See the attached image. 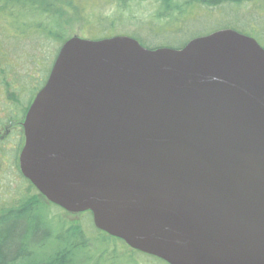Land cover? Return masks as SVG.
Instances as JSON below:
<instances>
[{
  "label": "water",
  "instance_id": "obj_1",
  "mask_svg": "<svg viewBox=\"0 0 264 264\" xmlns=\"http://www.w3.org/2000/svg\"><path fill=\"white\" fill-rule=\"evenodd\" d=\"M49 203L167 264H264V48L69 38L22 124Z\"/></svg>",
  "mask_w": 264,
  "mask_h": 264
},
{
  "label": "trees",
  "instance_id": "obj_2",
  "mask_svg": "<svg viewBox=\"0 0 264 264\" xmlns=\"http://www.w3.org/2000/svg\"><path fill=\"white\" fill-rule=\"evenodd\" d=\"M60 1L0 0V173H18L28 184V188L37 193L23 196L15 204L0 209V264H78V258L92 248L85 229L80 226L66 227L61 217L50 215L51 207L44 205L41 199L50 205L53 204L41 196L22 176L19 167V155L25 141L22 124L34 98L50 75L55 61L53 59L51 67L47 69L50 56L55 54L56 59L68 39L66 22L61 16L66 6L62 0ZM69 1L75 5L73 7L79 9L88 27L108 31L116 28V22L126 21L122 16L125 15L130 3H137V6L141 7L142 3L150 1L156 5L152 18L148 17L145 20L137 16L132 20L127 18L128 21H134L133 25L142 29L143 27L151 29L147 24L149 26L153 24L154 27L163 26L162 20L182 14L183 6V3L178 4L176 0H114L112 17L102 16L101 13L96 15L95 11L92 17L90 9H83L75 0ZM104 2L100 1L98 7ZM225 4L255 6L247 14L260 18L262 23H259L260 20L249 18L246 22L236 19L227 25L229 27L220 29L235 30L250 36L264 48V0H187L184 5L219 7ZM128 21L126 22L129 23ZM174 25L168 23L170 29L174 28ZM220 29L218 31H221ZM165 31L167 33H163L164 40L167 42L148 45L137 36V33L118 35L112 32L90 40L129 36L149 50L182 49L191 41L180 44L172 30ZM218 31L199 34L193 39ZM30 36L33 39L29 40ZM30 51L40 52L43 58L36 59ZM84 214H89L92 228L97 233L105 234L96 229L90 212L80 215Z\"/></svg>",
  "mask_w": 264,
  "mask_h": 264
},
{
  "label": "rangeland",
  "instance_id": "obj_3",
  "mask_svg": "<svg viewBox=\"0 0 264 264\" xmlns=\"http://www.w3.org/2000/svg\"><path fill=\"white\" fill-rule=\"evenodd\" d=\"M75 1L79 2V6L83 9H90V15H92V17L94 16V11L96 15L101 13L102 16L105 17L113 16L114 0L112 3L110 0H104L105 2L101 3L99 7L98 5L100 4V1L103 0ZM186 1L187 0L175 1L178 4L183 3L182 14L176 15L175 18L172 19L168 18L162 20L163 26L165 25L164 27H154L153 24L150 26L147 24V27L151 29H146L145 27H143V29L139 28L136 25H133L134 21L127 20V18L132 20L136 16L143 20L148 17L152 18L156 5L150 1L142 3L140 5L141 7H138L137 3H130L128 9H126L127 11L125 15L122 16V18H125L129 23L122 20L118 21L116 22V28L112 31H108V29L88 27L84 22V19H82V14L79 9L73 7L75 5L69 0H62L64 6H66V10L62 11L63 14H61V16L66 22L68 39L75 36L84 39H96L102 34L109 35L112 32L118 35L137 33V36L145 41L147 45L167 42L164 40L165 35L163 33H167L165 30H172V32L175 33V39L180 40L179 42L181 44L188 40H192L199 34L211 33L215 30L218 31V29L222 27H229L227 25L236 19L244 22H246L248 18L250 20H260V18H255L252 15L247 14L250 9L253 7L255 8V6L250 7L248 4H243L241 6L225 4L219 7H207L201 5H184ZM168 23L175 24L174 28L171 27L170 29ZM259 23H262L261 20ZM31 39H33V37L30 36L29 40ZM30 54L34 55L36 59L39 57L43 58V55L40 52L34 53L30 51ZM53 59L55 60V54L50 56V62L48 63L47 69L51 67V63L54 61ZM32 194L36 195L37 193L35 191L32 192V190L28 188V184L19 177L18 173H0V209L9 206L10 204H15L23 196L26 197ZM39 199L41 198L39 197ZM41 200L45 203L44 205L48 206V208L51 207L49 210L50 215L53 217H61L66 227L80 226L83 230H86L87 239L90 240L89 242L92 244V248L90 247L91 250L88 253H85L78 258V264H166L159 259L149 257L143 253L130 249L126 244L119 240L110 238L105 234L97 233V231L92 228L89 214H84V216L80 214H71L59 207L48 204L43 199Z\"/></svg>",
  "mask_w": 264,
  "mask_h": 264
},
{
  "label": "flooded vegetation",
  "instance_id": "obj_4",
  "mask_svg": "<svg viewBox=\"0 0 264 264\" xmlns=\"http://www.w3.org/2000/svg\"><path fill=\"white\" fill-rule=\"evenodd\" d=\"M24 146V145H23ZM23 148V147H22ZM21 153V152H20ZM20 156V155H19Z\"/></svg>",
  "mask_w": 264,
  "mask_h": 264
}]
</instances>
